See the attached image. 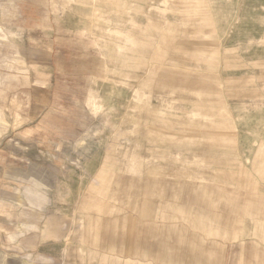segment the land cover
<instances>
[{"label":"rangeland","instance_id":"rangeland-1","mask_svg":"<svg viewBox=\"0 0 264 264\" xmlns=\"http://www.w3.org/2000/svg\"><path fill=\"white\" fill-rule=\"evenodd\" d=\"M0 264H264V0H0Z\"/></svg>","mask_w":264,"mask_h":264},{"label":"bare ground","instance_id":"bare-ground-1","mask_svg":"<svg viewBox=\"0 0 264 264\" xmlns=\"http://www.w3.org/2000/svg\"><path fill=\"white\" fill-rule=\"evenodd\" d=\"M133 95H134L133 96L134 100H136L138 102H142L144 97H145V90H144V92L142 90H140V89L136 90Z\"/></svg>","mask_w":264,"mask_h":264},{"label":"crops","instance_id":"crops-1","mask_svg":"<svg viewBox=\"0 0 264 264\" xmlns=\"http://www.w3.org/2000/svg\"><path fill=\"white\" fill-rule=\"evenodd\" d=\"M37 81H38V82H41V79H38ZM90 95H91V94H90ZM90 95H89V97H88V103H89L90 105H92L93 108H94V102H91ZM133 160H134V158H133Z\"/></svg>","mask_w":264,"mask_h":264}]
</instances>
